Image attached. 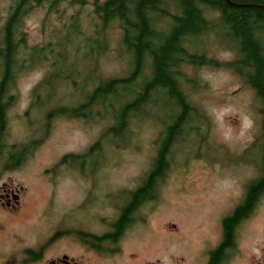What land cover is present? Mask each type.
<instances>
[{
  "label": "rangeland",
  "instance_id": "obj_1",
  "mask_svg": "<svg viewBox=\"0 0 264 264\" xmlns=\"http://www.w3.org/2000/svg\"><path fill=\"white\" fill-rule=\"evenodd\" d=\"M164 3L160 7L164 11L162 15L172 17L182 11L174 6V0H164ZM7 5V1H0L1 20L6 15ZM59 9V12L50 14L42 27L47 9L33 8L25 17L22 29L29 46L55 42L57 35H65L68 31L66 26L71 22L70 16L80 13L74 18L80 26L74 31L71 44L64 47V39L59 38L55 50L57 57L54 62L60 66L64 60L69 65L70 68H64L71 72V83L58 84L57 90L54 89L56 92L43 88L42 93H38L40 99L37 96L35 100L32 90L27 96L21 94L22 82L36 69L43 70L45 77L50 70L48 64L43 62L20 73L15 90L17 98L6 111L5 142L8 145L27 141L32 132L37 135L43 133L42 108L37 109L39 101L43 107H50L49 110L57 106L50 103L59 101V98L64 103H71V99L81 103L97 80L131 74L133 70L126 56H116L123 52L119 43L121 30L116 27L109 31L106 29L101 36L95 32V26L100 23L95 18L90 0L84 6L63 3ZM166 20L162 18L157 26L165 27ZM92 36L96 41L92 42ZM202 40L206 47L212 45V49L215 48L211 57L222 62L236 59L233 49L221 46L228 43L226 39L207 33ZM104 41L105 48L102 50ZM98 48L103 53L96 56ZM225 52L230 55L224 57L222 54ZM182 72L186 78L196 77L199 81L196 88L190 86L189 97L205 113L207 123L198 124L196 122L200 120L194 117L193 127L185 126L177 134V142L170 153L169 168L158 180L156 195L137 207L128 225L130 227L124 233L126 237L113 245L95 242V246L108 250L121 248V254L116 257L122 260L110 261L111 264H145L147 260L159 264H201L204 258L202 248L217 239L220 221L242 200L244 182L258 174V148L256 146L255 149V144L260 135V114L253 91L243 84L233 69L224 66L201 65L194 68L189 64L182 67ZM187 83L190 80L184 85L188 94ZM169 102L166 95L158 96L156 103L150 106L155 112V121L152 118L141 121L137 115H132L128 127L132 132L125 134L127 142L125 139L121 141L120 134L116 132L114 140L117 143L104 141V152L99 162L93 165L91 172L87 170L85 173L78 170L73 158L68 157L64 164L60 160L68 154L85 153L99 139L103 129L109 126L111 118L99 115L92 120L82 116L53 117L43 138H38V148L28 154L20 168L4 172L0 164V187L6 182L9 187L20 188L26 197L20 214L10 218L11 224L39 226L40 235L59 227L60 241L64 243L69 239L66 236L73 235L72 231L101 236L109 230V222L118 216V204L127 200L123 193L127 194L141 184L158 152L160 139L166 137L162 122L168 121L171 111ZM109 103L117 108L121 99L117 97L107 101L106 106L100 108L104 115L109 114ZM58 105L61 106V103ZM221 107L232 109L226 117L233 128V138L228 143L219 138L218 126L210 114L212 109ZM245 117L251 121V127L246 129L243 128ZM53 166L56 169H52ZM87 166L81 164V167ZM247 225L230 264H250V259L258 257L264 247V193ZM80 242L78 246L71 245V251L95 260L93 246L86 241ZM182 257L186 262L177 263Z\"/></svg>",
  "mask_w": 264,
  "mask_h": 264
},
{
  "label": "trees",
  "instance_id": "obj_2",
  "mask_svg": "<svg viewBox=\"0 0 264 264\" xmlns=\"http://www.w3.org/2000/svg\"><path fill=\"white\" fill-rule=\"evenodd\" d=\"M5 1L8 4L6 15L3 20L0 19V161L4 166L3 169L7 170L20 166L28 154L38 148L40 142V139L32 138L13 145L5 142L6 111L17 98L15 90L19 74L34 69L43 62L48 64L49 72L32 89V93L36 95L35 100L37 96L38 100L40 99L38 93H42L43 88L54 91L62 82L69 85L71 72L64 67H70L64 60L60 66L54 62V58L57 57L55 50L59 38L64 39L62 41L64 47L70 45L74 31L80 26L77 25L79 21L74 19L80 14L77 12L76 15L70 16L71 22L66 26L69 29L65 35L62 33L57 35L55 42L48 41L41 45L29 46L25 42V31L22 29L25 17L35 7H46L47 11L42 20L44 27L50 14L60 11L61 4L83 6L87 0ZM164 4V0L95 1L93 12L100 23L95 26V32L101 36L106 29L109 31L113 27L119 28L121 30L119 43L123 46V52L116 56H126L133 70L131 74L107 76L97 80V84L81 103L74 102L73 99L70 100L71 103H64L60 102L62 98H59V101L54 100L50 103L57 106L49 110L50 107H43L39 101L37 109L42 108L44 117L43 133L40 137L49 129L53 117L82 116L89 120L97 118L98 115L101 118L110 117L112 121L109 126L103 129L99 139L85 153L68 154L60 160V163L64 164L67 163L65 161L68 157L74 158V164L78 166L79 171L83 169L91 172L93 165H97L104 152L102 146L104 141L109 144L116 142L114 137L118 132L120 140L125 139V143L127 142L128 138L126 139L125 134L132 132L128 129L132 115H137L141 121L148 118L155 121V112L150 106L156 103L158 96L166 95L170 99L171 111L168 121L162 122L166 137L160 139L158 152L152 166L142 177L141 184L127 194L123 193L127 196V200L119 219L114 223L116 231L111 235L102 234V236L88 233V236L98 244L112 242L106 238L113 240L118 235V229L129 225L130 214L133 215L143 201L147 202L156 195L158 180L169 168L171 149L177 142V134L180 130L185 126L193 127L194 117L200 120L196 122L198 124L207 123L205 113L199 106L193 104L189 97L190 86L196 88L199 81L196 77L186 78L182 67L190 64L194 68L211 65L233 69L240 76L243 84L253 91L254 100L258 105L260 135L255 149L257 146L259 174L246 183L242 201L244 203L236 208L232 216L224 220L226 235L222 247L216 252L218 257L223 246L231 240L236 220L248 209L253 208L264 192V0H181L180 2L174 0V6L181 8L182 11L172 17L162 15L164 11L160 7ZM162 18H166L167 22L165 27L160 28L157 22L159 20L161 22ZM207 33H215L216 36L226 39L228 43L221 46L233 49L237 55L236 59L222 62L216 57H211L210 54L215 48L212 49V45L206 47V43L202 40ZM91 40L94 42L96 38L92 36ZM106 43L111 49L109 40ZM102 45L104 50L105 41ZM102 50L98 48L96 56L103 53ZM96 66L99 71L98 61ZM139 79H141L140 83ZM189 80L190 83L186 84L187 94L184 85ZM130 94L131 98H129ZM117 97L121 99V105L115 108L109 103V114L104 115L100 108L106 106V102L111 98ZM51 98L50 96L49 100ZM59 103L61 106L58 105ZM33 135L37 134L33 132ZM81 164L88 166L81 167ZM118 196L121 198V195Z\"/></svg>",
  "mask_w": 264,
  "mask_h": 264
},
{
  "label": "flooded vegetation",
  "instance_id": "obj_3",
  "mask_svg": "<svg viewBox=\"0 0 264 264\" xmlns=\"http://www.w3.org/2000/svg\"><path fill=\"white\" fill-rule=\"evenodd\" d=\"M4 167V166H3ZM9 170H7L8 172ZM5 172V171H4ZM25 195L18 187H9L8 183H3L0 187V264H111L110 261L122 260L116 257L121 254V248L117 247L114 250H108L101 246H95L94 239L88 236V233L77 236V231H72L73 235L66 236L69 239L67 243L61 240L59 227H52V231L47 234H39V226H20L11 224V217L19 215L25 202ZM243 201V200H242ZM244 202L236 205L229 214L225 215L220 221V234L217 239L205 245L202 249L204 258L201 264H230L233 255L237 253L238 244L243 240L244 234L248 228L247 222L250 221L256 213V207L248 209L244 215L240 216L234 223L232 229V237L230 242L223 246L220 255L217 257L216 252L222 247L225 239L226 230L224 220L234 214L236 208ZM118 204V216L109 222V230L104 234H113L116 231L114 223L119 219L123 206ZM131 220V221H130ZM133 220L132 213L130 214L129 224ZM43 223V222H41ZM11 224V225H10ZM39 224V221H37ZM130 227L118 229V235L112 242H105V244L113 245L120 239L125 238L124 233ZM264 230V229H263ZM102 236V235H101ZM80 241H86L95 250V260L79 256L77 253L71 251V245L78 246ZM164 243V242H159ZM170 244V242H169ZM68 245L70 247H68ZM102 245V244H101ZM163 245V244H162ZM105 249V250H104ZM108 255L110 257H108ZM184 257L179 259L177 263H185ZM114 264V263H113ZM145 264H159L154 261L147 260ZM250 264H264V247L262 248L258 257H252Z\"/></svg>",
  "mask_w": 264,
  "mask_h": 264
},
{
  "label": "clouds",
  "instance_id": "obj_4",
  "mask_svg": "<svg viewBox=\"0 0 264 264\" xmlns=\"http://www.w3.org/2000/svg\"><path fill=\"white\" fill-rule=\"evenodd\" d=\"M224 57L229 56L230 54L225 52L222 54ZM44 78V71L41 69H36L32 73H29L25 80L21 85V94L23 96H27L31 93V90ZM232 113V109L230 107H221L219 109H212L211 116L214 119V122L217 124V131L219 133V138L228 143L233 138V128L226 121V117H228ZM251 127V121L245 117L243 122V128ZM242 134V132H241Z\"/></svg>",
  "mask_w": 264,
  "mask_h": 264
}]
</instances>
